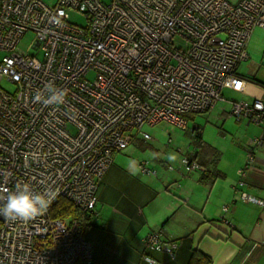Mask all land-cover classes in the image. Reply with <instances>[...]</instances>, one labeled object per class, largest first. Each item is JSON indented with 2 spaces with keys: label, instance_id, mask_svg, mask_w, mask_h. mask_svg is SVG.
<instances>
[{
  "label": "built area",
  "instance_id": "2783aa9c",
  "mask_svg": "<svg viewBox=\"0 0 264 264\" xmlns=\"http://www.w3.org/2000/svg\"><path fill=\"white\" fill-rule=\"evenodd\" d=\"M69 9L86 24L68 22ZM256 27L264 29V0H0V201L17 183L59 192L26 223L0 216V264H98L84 231L114 155L136 138L151 141L145 126L168 121L184 130L183 114L212 111L247 60ZM28 33L31 53L18 49ZM49 84L66 92L63 104L46 102ZM227 115L264 123V93L232 101ZM179 167L204 171L184 154ZM60 199L79 214L52 216ZM239 199L264 208L246 192ZM142 244L174 257L176 244L157 232Z\"/></svg>",
  "mask_w": 264,
  "mask_h": 264
},
{
  "label": "crops",
  "instance_id": "0c3cea01",
  "mask_svg": "<svg viewBox=\"0 0 264 264\" xmlns=\"http://www.w3.org/2000/svg\"><path fill=\"white\" fill-rule=\"evenodd\" d=\"M261 47L264 29L256 27L246 46L247 60L222 87V99L205 115L204 124L192 115L191 127L186 120L183 132L168 134L185 146L184 155L206 164L215 176L206 175L205 168L184 171L174 146L158 136L151 142L136 138L114 155L85 225L95 262L153 264L143 259L146 253L155 264H187L196 250L211 264H264V208L239 199L246 192L264 200V123L227 115L232 101L251 102L264 93ZM255 137L262 139L257 146L250 144ZM249 151L254 159L244 169ZM223 206L228 207L225 213ZM151 232L176 244L172 259L165 251L144 250L142 239Z\"/></svg>",
  "mask_w": 264,
  "mask_h": 264
},
{
  "label": "clouds",
  "instance_id": "9594fccd",
  "mask_svg": "<svg viewBox=\"0 0 264 264\" xmlns=\"http://www.w3.org/2000/svg\"><path fill=\"white\" fill-rule=\"evenodd\" d=\"M48 96L45 98L50 104H63L66 92L54 85H46ZM42 94L37 92L35 99L40 101ZM59 195L54 187H46L43 191H36L27 183H17L15 188L7 192L0 201V216L9 221L28 222L42 215L53 200Z\"/></svg>",
  "mask_w": 264,
  "mask_h": 264
},
{
  "label": "rangeland",
  "instance_id": "374dc122",
  "mask_svg": "<svg viewBox=\"0 0 264 264\" xmlns=\"http://www.w3.org/2000/svg\"><path fill=\"white\" fill-rule=\"evenodd\" d=\"M42 1H44L48 5H53L56 0H42ZM227 1H230V3H232V4L237 3L234 0H227ZM68 22H70L72 24H75L77 26H84L86 24L84 16L81 13H78L77 11H74V10H71V9L68 10ZM32 41H33V36H32L31 33H28L18 43V49L20 51H22V52L31 53L32 49H31L30 45H31ZM261 48H264V47H261ZM261 48H260V53L259 54L264 56V49H261ZM2 54L3 53L0 52V57L2 56ZM206 114H208V112H205V113H202V114H200V113L199 114H197V113H186V114H183V117L187 121H189L188 127H191L193 125V123H192V121L190 119L192 115L197 117L196 118L197 122H199V123L203 122V124H204V121L207 118L205 116ZM232 119H234V118L232 117ZM144 130L148 131L152 137L153 136H158V137H161V138H165V144L167 142V138L169 137L168 136L169 133L173 134L172 131L183 132V130L180 129L178 126H176L174 124H171L169 122H166V121H162V122L157 123V124H155L153 126H145ZM172 136H173V137H171L172 143H171V145H169V147L174 146L173 150H174L175 153H178L179 159H180L181 156L183 155L184 151H185V146L182 145V144H177L175 142V140H174V135H172ZM149 142H151V141H149ZM176 147H180L182 149V152L181 153L177 152L176 151Z\"/></svg>",
  "mask_w": 264,
  "mask_h": 264
},
{
  "label": "trees",
  "instance_id": "16d2710c",
  "mask_svg": "<svg viewBox=\"0 0 264 264\" xmlns=\"http://www.w3.org/2000/svg\"><path fill=\"white\" fill-rule=\"evenodd\" d=\"M199 162V161H198ZM206 169V175L212 173L216 175V171L210 172L208 166L204 163L199 162ZM204 169V172H205ZM79 212L77 209L68 201L60 199L52 208L51 215L56 217H73L77 216ZM187 264H211V259L199 251H192Z\"/></svg>",
  "mask_w": 264,
  "mask_h": 264
}]
</instances>
